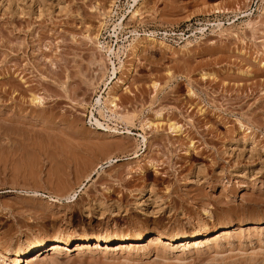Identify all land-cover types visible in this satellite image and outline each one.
<instances>
[{"label":"rangeland","instance_id":"rangeland-1","mask_svg":"<svg viewBox=\"0 0 264 264\" xmlns=\"http://www.w3.org/2000/svg\"><path fill=\"white\" fill-rule=\"evenodd\" d=\"M133 4L0 0V249L9 243L29 251L19 264H52L50 253L30 249L55 239L142 232L132 251L73 243L53 262L264 264V0ZM106 92L117 98L109 118L95 105ZM31 95L43 97L42 108L32 106ZM91 112L132 136L104 139L89 125ZM169 123L182 128L178 137L167 134ZM141 134L147 144L139 161L91 175L108 158L132 154ZM84 183L72 203L42 196L64 197ZM139 194L142 215L135 212ZM174 223L189 236L201 232L199 240L225 225L233 231L228 241L198 248L189 238L148 245L154 231ZM11 257L0 253V264Z\"/></svg>","mask_w":264,"mask_h":264},{"label":"bare ground","instance_id":"bare-ground-1","mask_svg":"<svg viewBox=\"0 0 264 264\" xmlns=\"http://www.w3.org/2000/svg\"><path fill=\"white\" fill-rule=\"evenodd\" d=\"M132 2L134 3L133 5H135L136 4V0H132ZM133 14V16H135V14H136V11H134V13H132ZM132 16V17H133ZM103 20H104V18H102L101 19V22H100V24L101 25H103L104 24V22H103ZM122 21V20H121ZM122 23L123 22H119V24H118V26L120 27V26H122ZM115 27H116V25H114ZM148 38L146 39V42H148V43H154L155 42V40L154 39H152V38H149V36H151V35H146ZM96 38V36L94 37V39ZM87 39H89V38H87ZM90 40V39H89ZM96 40V39H95ZM141 44H143L142 42H140V46H139V48H142L143 47V45H141ZM161 44V43H160ZM100 45V44H99ZM98 47H100L101 49L103 48V46L101 47V46H98ZM146 48V47H145ZM103 50V49H102ZM136 50H134V52H135ZM138 51V50H137ZM106 53H107V57H108V61H109V63H110V65H111V69H112V73H111V75L112 76H114V75H116V66H115V64H114V62H113V58H111L112 56H113V52H112V50L109 48V49H107L106 50ZM170 73H168V75H169ZM206 77V76H205ZM204 77V78H205ZM209 77V76H208ZM202 78H203V76H202ZM66 79H68V78H66ZM65 79V80H66ZM69 80V79H68ZM60 82H61V80H60ZM84 82V81H83ZM82 82V83H83ZM59 83V82H58ZM119 83H122V82H119ZM86 84V83H85ZM62 85V84H61ZM60 85V86H61ZM66 85V84H65ZM65 85H62L61 86V88H62V90L61 91H63V92H67V90L65 89ZM152 85V89H154L155 90V92L157 91L156 89H157V87H158V85L156 84V83H153V84H151ZM63 86H65V87H63ZM87 86V85H86ZM60 88V89H61ZM68 88V87H67ZM254 90V89H253ZM104 92V91H103ZM110 92H106V97H102L101 95H99V97H98V99L96 100V102H95V105H96V110L98 111V113L100 114V115H102L104 112L103 111H105V112H109V113H111L109 116H107L108 118L109 117H111V115L112 114H114L113 112L114 111H116V110H118L117 108V105H116V102H117V98L114 96V95H112L111 93V95L109 94ZM104 94V93H103ZM193 94V93H192ZM30 103L32 104V106H35V107H41V106H43V104H44V99H43V97H41V96H39V95H31V98H30ZM42 108V107H41ZM119 115V114H118ZM121 116V115H120ZM155 116L158 118V117H161L162 116V113L161 112H156L155 113ZM114 117V116H113ZM117 117V116H116ZM122 117V116H121ZM124 118V117H123ZM122 118V119H123ZM119 119H120V117H119ZM127 119V118H126ZM131 119V118H130ZM121 120V119H120ZM110 121V120H109ZM123 121V120H122ZM127 121V120H126ZM89 122V125L92 127V130H95V131H97V133H99V135H101V136H104V139H108V138H110V137H117V136H123V137H128V136H132V132L129 130V129H117V128H113L115 125H113V124H111V125H113L112 127H110L108 124H105V123H101L98 119H96L95 117H94V115H93V113L91 112L90 113V120L88 121ZM126 124V123H125ZM132 124V123H131ZM144 125H146L147 126V128H150V127H152V124H150V123H148V122H146ZM132 126V125H131ZM131 126H130V128H131ZM146 126H144V127H146ZM143 127V128H144ZM239 129H245V127H244V125L242 124V123H240L239 122ZM155 129H156V127H155ZM162 129V128H161ZM144 130V129H143ZM158 131V130H157ZM241 131V130H240ZM181 132H182V128L179 126V125H176V124H174V123H169L168 124V126H167V134H169L170 136H172L173 138L174 137H178L180 134H181ZM101 133V134H100ZM97 135V134H96ZM99 135H98V137H99ZM102 138V137H101ZM120 138H122V137H120ZM119 137H117L116 139H120ZM137 138H139L140 139V141H139V145L136 147V150H134L133 151V153L132 154H130L129 156H127V157H124V158H122V159H117V158H108V160L106 161V162H103V163H100V164H97L96 165V167H95V169H94V171H93V174H91L93 177H94V175L96 176V175H98L99 174V172H101L104 168H106V167H109V166H112V164H115V163H117L118 161H139L140 160V158L143 156V155H145L144 153H145V151H146V144H147V141H146V139H145V137H144V135H137ZM111 139H114V138H111ZM102 140V139H101ZM109 141V140H108ZM113 141V140H112ZM178 141V140H177ZM108 143V142H107ZM110 143V142H109ZM105 144V143H104ZM169 144V143H168ZM51 146V145H50ZM115 146V145H114ZM118 147V146H117ZM105 148H107V147H105ZM110 148V147H109ZM116 148V147H115ZM185 148V147H184ZM192 148H194L193 147V144L191 143L190 144V146L187 148L188 150H185V154H188L189 153V150H191ZM96 149H98V151H99V146L96 148ZM111 149V148H110ZM102 150V149H101ZM107 150H108V152H110L109 151V149L107 148ZM107 150H105L106 152H107ZM184 150V149H183ZM193 150V149H192ZM114 152V151H113ZM192 152H194V151H192ZM191 153V152H190ZM184 154V155H185ZM186 156V155H185ZM73 157V156H72ZM187 157V156H186ZM65 163H66V161H65ZM130 163V162H129ZM143 163V162H142ZM132 164H133V162H132ZM127 165V164H126ZM65 166V165H64ZM145 167H146V165H145ZM147 167L149 168V170L151 169V170H153V171H157V166H156V164L155 163H153V162H151V161H149L148 163H147ZM140 169V168H139ZM128 170H130L131 171V169H128ZM141 170H143V169H141ZM140 170V171H141ZM150 170V171H151ZM129 171V173H131ZM144 171V170H143ZM133 172V171H132ZM137 172V171H136ZM135 173V172H134ZM141 173V172H140ZM137 174H139V171H138V173ZM139 175H142V173L141 174H139ZM92 176H88V177H86V180H85V183H87V182H89L90 180H91V178H92ZM127 176H130L129 174L127 175ZM85 183L84 184H82V185H80V187L78 188V189H76L72 194H70V195H66V196H64V197H58V195L57 196H47V195H42L44 198H47L48 200H49V202H51V203H60L61 201H65V202H67V203H72V202H74L76 199H77V196H78V193L81 191V189L85 186ZM84 189V188H83ZM110 190H106V192H109ZM138 192H139V190H138ZM148 192H149V198L151 197L150 195H151V192L148 190ZM61 194V193H60ZM30 195L33 197H37V196H41L38 192H36V191H32L31 193H30ZM139 196V197H138ZM138 196H135V197H138L136 200V202H135V206H136V208L137 209H139V210H136L135 209V212L136 211H139L140 212V214L142 213V214H145V212L143 211V207H142V205H143V200H141L140 199V194L138 195ZM205 197V196H204ZM212 197V196H211ZM156 203V202H155ZM135 206H134V208H135ZM133 207V206H132ZM141 207H142V209H141ZM158 208V207H157ZM159 209V208H158ZM205 211V210H204ZM138 212V213H139ZM203 213V212H202ZM207 213V212H206ZM141 214V215H142ZM150 214H152V213H150ZM156 214V213H155ZM139 215V214H138ZM152 215H154V214H152ZM174 217V216H173ZM209 218V217H208ZM210 218H211V216H210ZM210 218L208 219L209 221H210ZM174 219V218H173ZM176 219V218H175ZM133 220V219H132ZM205 220V219H204ZM212 220V219H211ZM135 221V220H134ZM139 221V220H138ZM138 221H136V222H138ZM172 221V220H171ZM199 221V220H198ZM135 222V223H136ZM140 222H141V220H140ZM213 222V221H212ZM197 223V222H196ZM199 223V222H198ZM134 225V224H133ZM207 225V224H206ZM135 226H136V224H135ZM161 226V225H160ZM159 226V227H160ZM226 226V225H225ZM225 226H223V229H221L219 232H217V233H215V234H213V235H205V236H203V238L201 239V240H199L198 238H199V234L198 233H201V232H198V233H196V234H192V235H188V234H186V232L185 231H183L182 229H180L179 227H178V225H175V223L174 224H169V225H164V227H161V229H158L157 231H154L155 233H154V235L151 237V239H150V243H148V245L149 244H152V245H160V244H162L164 241V239H168V240H174V239H177V238H189V239H191L192 240V246H194V247H196V248H198V246H200V245H204V246H208V245H212V244H218L221 240H225V241H228L229 239H230V237H231V235H232V231L230 230V229H228L227 227H225ZM151 227V226H150ZM195 227V226H194ZM245 227V226H244ZM244 227H242V226H239V227H236V232H237V236H242L243 234H244V232L246 231L245 229H243ZM257 227V226H256ZM138 228V227H137ZM144 229V228H143ZM202 229H204V230H206L207 229V227L204 225L203 226V228ZM260 229V228H259ZM259 229L258 228H253V226L250 228V231L251 232H253V233H258V231H259ZM156 230V229H155ZM206 232V231H205ZM204 232V233H205ZM89 234V233H88ZM95 234V233H94ZM202 234V233H201ZM92 235V234H91ZM78 237H80V236H78ZM144 238V235H143V233L142 232H137V233H135V235H133V236H130L129 234L127 235V234H122V235H117V236H110V237H108V236H106V235H93V236H85V237H82V238H74V239H67V240H59V239H55V240H53V242L52 243H50L48 246H45V245H43L42 243H37L34 247H32L31 249H30V252L31 253H33V254H35V253H38L39 254V256H41L42 254H44V253H47V254H49L50 253V255L54 258L56 255H58V254H60V252H62V251H66L67 250V247L70 245V244H73V243H76V245L78 246V248L80 249V250H87L89 247H91V243H94V245H96V247L97 248H100V245L101 244H112V246L111 247H106V248H109V250L110 251H112V252H123L125 249H127L128 248V251H132V249H134L135 247H138L139 245V242L142 240ZM149 238V237H148ZM242 238V237H241ZM170 243V242H169ZM8 245H1L2 247H1V254H3V255H7V254H10V255H12V257L11 258H9L8 259V261H3V264H19V262H20V259L21 258H23V257H25L26 255H28V253H29V251H26V252H24V251H21V250H19L18 248H15V246H13L12 244H9V243H7ZM164 244V243H163ZM180 244V243H179ZM74 245V244H73ZM151 245V246H152ZM228 245H230V244H228L227 243V246ZM174 246V245H173ZM231 246V245H230ZM229 246V247H230ZM161 247V246H160ZM218 247V246H217ZM153 248H155V247H153ZM169 248V247H168ZM172 248V247H171ZM214 248V247H213ZM91 249V248H90ZM167 249V248H166ZM172 249H174V248H172ZM175 249H176V247H175ZM169 250V249H168ZM211 250V249H210ZM109 251V252H110ZM170 251V250H169ZM168 251V252H169ZM216 251V250H215ZM36 255V254H35ZM38 256V255H37ZM31 257V256H30ZM51 257V259H49V260H51L52 261V264H54V262L53 261H55L53 258ZM8 262V263H7ZM56 262V261H55ZM254 262V261H253Z\"/></svg>","mask_w":264,"mask_h":264}]
</instances>
